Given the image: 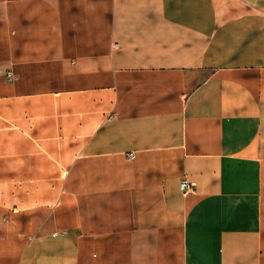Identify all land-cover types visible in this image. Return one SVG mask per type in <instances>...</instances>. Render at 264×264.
<instances>
[{"label":"crops","instance_id":"obj_1","mask_svg":"<svg viewBox=\"0 0 264 264\" xmlns=\"http://www.w3.org/2000/svg\"><path fill=\"white\" fill-rule=\"evenodd\" d=\"M0 264H264V0H0Z\"/></svg>","mask_w":264,"mask_h":264},{"label":"built area","instance_id":"obj_2","mask_svg":"<svg viewBox=\"0 0 264 264\" xmlns=\"http://www.w3.org/2000/svg\"><path fill=\"white\" fill-rule=\"evenodd\" d=\"M134 155L132 154L131 157H133ZM180 186L183 190L185 191H191L193 190L195 187L194 183L192 182H189L188 180L186 179H182L181 182H180Z\"/></svg>","mask_w":264,"mask_h":264}]
</instances>
